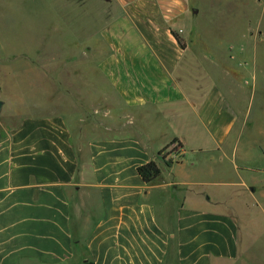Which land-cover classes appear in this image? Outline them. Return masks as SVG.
<instances>
[{"label":"crops","instance_id":"obj_1","mask_svg":"<svg viewBox=\"0 0 264 264\" xmlns=\"http://www.w3.org/2000/svg\"><path fill=\"white\" fill-rule=\"evenodd\" d=\"M93 3L97 29L64 67L30 63L40 110L0 96V264H264V168L235 161L263 89L236 69L251 38L203 43L189 0ZM227 154L239 180L197 166ZM152 161L161 176L146 183Z\"/></svg>","mask_w":264,"mask_h":264},{"label":"rangeland","instance_id":"obj_2","mask_svg":"<svg viewBox=\"0 0 264 264\" xmlns=\"http://www.w3.org/2000/svg\"><path fill=\"white\" fill-rule=\"evenodd\" d=\"M94 1L0 0V85L5 83L3 88L0 87V96L5 101L12 106L18 105V109L23 106L28 112L40 110L34 105L39 96L34 95L36 70L30 63L37 61L35 64L37 74L39 67H46L47 70L51 67H64L71 47L80 49L85 44L86 35L83 32L85 28L87 27V31L92 30L90 32L92 34L97 29L98 24L90 25L85 20L98 18L96 14L99 8L96 10ZM189 1L194 3L200 11L197 23L202 24V32L195 28L192 29V33L193 36L198 34L208 37L209 41H203V43L209 46L212 44L215 48L221 46L226 48V45L232 42H229L230 39L242 40L244 36L251 38L246 42L249 56L239 59L247 65L242 63L241 69L237 66L236 69L241 72L242 80L249 84V88L254 84L253 75L256 74V83L262 84L263 89L256 90V96L250 101L248 114L250 129L242 138L240 151L235 161L238 164L242 162L253 167L264 168V0ZM74 2H86L87 8L84 11L87 15L80 13L82 10L77 8V4L73 5ZM244 27L245 32H243ZM69 37L76 39L73 41L74 46L70 44ZM12 51H24L28 54L25 55L23 52L20 59L12 62L3 58V55ZM34 54L37 56L36 60ZM42 96L40 103L47 100L46 95ZM29 103L32 105L27 107ZM180 152L178 146L173 143L162 153V158L166 162H172L174 158L181 157ZM173 153L175 155L172 159L167 160ZM202 159L204 157L187 159V163L189 166L192 163L198 164ZM206 159L208 161L199 163L200 165L197 166L203 167L207 173L211 171L214 178L239 180V176L232 173L229 154L214 158L213 163L210 158L205 157ZM218 169L219 175L216 173ZM222 170L225 171L224 174ZM243 176L252 183L253 176L256 175L243 174ZM235 190L242 191L244 188L237 187ZM254 202L253 197H247L244 203L251 206L250 204ZM241 203L243 204V201Z\"/></svg>","mask_w":264,"mask_h":264},{"label":"trees","instance_id":"obj_3","mask_svg":"<svg viewBox=\"0 0 264 264\" xmlns=\"http://www.w3.org/2000/svg\"><path fill=\"white\" fill-rule=\"evenodd\" d=\"M174 35L177 38V40L180 42V44H182V46H184L182 39L179 37V35L177 33H174ZM173 143H177L178 144L177 146L179 148L182 146L181 143H178V140H175L174 142H172V144H170L166 148H164L160 152V154H162L167 148H169L171 145H173ZM171 164H172L171 161L166 162L167 166H171ZM138 172L142 176L143 180L146 183H151L161 176V169H160L159 165L157 164V162H155V161H152L146 165L139 167Z\"/></svg>","mask_w":264,"mask_h":264}]
</instances>
